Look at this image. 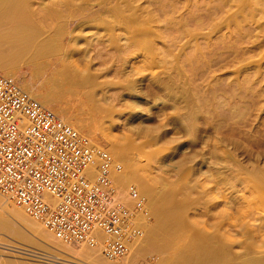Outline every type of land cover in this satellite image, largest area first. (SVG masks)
I'll use <instances>...</instances> for the list:
<instances>
[{"label": "bare ground", "instance_id": "1", "mask_svg": "<svg viewBox=\"0 0 264 264\" xmlns=\"http://www.w3.org/2000/svg\"><path fill=\"white\" fill-rule=\"evenodd\" d=\"M36 1L0 0V73L13 77L43 105L53 109L74 128H79L75 129L80 135L99 146L93 140L96 128L91 125L94 130L89 128L84 133L81 127L89 124L76 122L61 99V95L71 94L73 89L95 84V74L75 69L68 63L63 64L62 69L56 64L52 69H46V75L54 77L49 76L52 79L50 87L44 85V91L38 92L37 87L48 77L35 74L40 71L38 68L32 73L19 72L24 62L35 65L41 59L50 61L64 54L63 44L67 39L69 22L78 14L86 16L96 12L97 22L108 23L111 30L117 28L120 30L119 37L125 40L120 43L118 37L114 39L111 36L109 47L123 52L125 57L135 55L141 58L137 70L129 72V76L140 77L128 80L127 94L133 98L135 105L142 101L139 95L143 98L153 96V99L157 98L156 102L163 105L161 108L171 110L169 114L164 113L165 116L162 114V121L173 122V134L184 136L183 144L187 143L190 151L187 154L182 152L183 158L191 162L201 156L206 166L205 181L213 183L208 188L215 193L213 204L223 207V223L211 232L205 226L196 237L183 229L185 207L176 200L177 185L181 180L159 192L155 182L146 175L149 165L138 164L139 160L137 163L130 161L133 158L126 157L129 150L126 146H119L113 153L111 179L116 191L115 199L134 211L130 187L135 186L145 197L149 213L155 216V220L148 223L146 217L135 213L141 232L130 242L129 253L123 258L110 260L98 247L64 243L41 222L1 194L0 203L22 219L39 238L63 251L76 264H137L144 251L163 253L169 249H178L181 256L185 255L184 259H192L191 262L197 264H264V70L262 66H253L254 73H247L245 78L240 79L239 73L245 67L238 66L239 60L256 48L247 45L252 35L245 24L262 11V1L64 0L59 8L46 4L36 7ZM229 23H233L234 27ZM222 28L228 31L217 38L219 41L215 40L212 34ZM186 37L184 42L177 43ZM217 42L222 44L217 45ZM155 57L159 58L157 66L152 61ZM155 67L161 68V71L155 73ZM231 67L233 71L228 73L234 77L230 79L231 75H228L223 78L228 74L224 70ZM219 71L222 73L216 74ZM147 75H150V88L146 86L149 91H143L141 87L138 91L137 82L147 80ZM95 104L98 102L89 101L92 107ZM171 131L163 132L162 137ZM194 168L188 165L186 171L195 172ZM205 207L209 209V206ZM208 209H205V213L208 212L206 216L212 218ZM219 216L220 213L217 214ZM2 223L0 234L3 235L2 231L8 230L6 226L12 222L7 221L6 226ZM224 225L233 228L232 234L229 231L220 232ZM14 252L9 254L19 257ZM23 259L19 261L22 263ZM17 262L0 258V264L20 263Z\"/></svg>", "mask_w": 264, "mask_h": 264}, {"label": "rangeland", "instance_id": "2", "mask_svg": "<svg viewBox=\"0 0 264 264\" xmlns=\"http://www.w3.org/2000/svg\"><path fill=\"white\" fill-rule=\"evenodd\" d=\"M62 1L64 0H37L35 6L39 7L40 4H46L53 8H59L58 5L62 6ZM201 1L202 0H200V2ZM261 1L263 6L262 11L258 12L252 20L245 24L246 27L249 28V34L252 35L250 36L251 42L247 45L256 48L253 52H247L245 56L239 60L240 63L238 66L243 65L245 67V72L243 71L239 73L240 79L245 78L247 73H254L253 66H262V70H264V0ZM229 24L232 28L234 27L233 23ZM66 30L67 39L63 44L65 49L64 54L59 55L57 59L50 60L51 62L47 61L46 59L37 61L35 65L24 62V65H21V71L19 70V72L27 71L32 73L33 69L38 68L40 71L35 72V74L45 75L44 78L48 77L47 79L43 80V84H39L40 86L37 87L38 92L44 91V85H48L50 87V83L54 77L50 74L49 76L52 78L50 80L49 76H47L48 74L46 73V69L50 70L56 64H58L59 68L62 69L63 64L68 63L75 69L81 71L89 70L95 74V84L79 89H73L70 91L71 94L66 93L65 95H61L62 101L64 100L62 103L67 109L68 113L72 114L76 122L78 121L80 123L85 121L87 124H89L87 125L88 128L87 126L81 127V129L83 128V132H86L92 127L96 128L93 136L94 142L99 146L109 150L112 155L116 149L119 148V146H126L129 148L126 153V157L128 159L133 158L130 161L137 163L139 160L138 164H143V166L149 165L147 166L148 170L146 171V175L148 176V179L153 180V183L155 182L154 185L157 187L159 192H163L166 189L173 187L171 184L174 185V183H178V180L182 181H180V183L177 185L178 188L176 200L184 205L183 208L185 207L182 214L183 229L190 231L195 237L200 232H202V229H204L205 226H208L210 232L215 230L218 225L223 223V218L221 217L223 207L213 204L214 201H216V199L213 198L215 193L208 191L209 186H212L213 183L211 182V184H209L210 181L209 183H207L208 181H205L206 177L204 172L206 170V166L201 161V156H198V158L196 157L195 161L191 162H188V159L183 158L184 156L182 155V152L185 151L187 154V152L190 151L188 150L189 148H187V143L183 144L185 142V138L183 135L179 137V135L176 136L173 134L171 131L173 128V122H166L165 120L162 121V118H164L162 117L164 113L165 115L169 114L171 110H165V108H161L163 105L160 102H156L157 98L153 99V96L143 98V96L139 95V99L142 101L139 103V105H135L132 100L133 98L127 94L128 90L126 89V84L129 82L128 80L140 77L138 75L129 76V72H135L137 70V66L140 65L139 60H141V58L135 55L125 57L123 52L116 51L115 49H111L109 47V40L112 39L111 36H113L114 39L118 37V41L120 43L124 42L125 40H121L119 37L120 30L117 28L115 30H111V28L108 26V23L97 22L96 12H92L86 16L78 14L69 22ZM226 31H228L227 28H222L219 32L217 31V33L215 32L212 34L213 38L218 40L217 38H221V34ZM170 37H172V35ZM186 39L187 37L177 41V43H182ZM218 43L219 42H217V45ZM219 44L221 45L222 43ZM159 46L161 47L162 45L160 44ZM152 61L154 66H157L156 64L158 63L159 58L155 57ZM47 67L50 68L48 69ZM231 68L224 71L231 73L233 71V67ZM155 71V73H157V71H161V68H157ZM220 72L222 73V71H219L216 74H219ZM229 73L223 75L222 77L227 78L228 75H231L228 78L232 79L234 75ZM149 76L147 75L145 77L148 81L150 79L148 78ZM147 80L137 82L139 84L137 86L138 91H141L139 90L140 87L144 89L143 91L147 90L148 87L146 88V86L148 85L150 88L151 83L149 81V84ZM33 82L36 83L37 80H33ZM262 84L264 85V81ZM91 99L98 102V104H95L94 107L89 105V101ZM146 99L148 101H146ZM143 101L147 103L145 104ZM165 131L171 132H169L166 137H162V133ZM175 146H177V148ZM201 147L202 146H199L198 148ZM188 165L194 166L195 172L192 171L188 173L186 171V166ZM228 192L229 190L226 191V193ZM205 206H209V209ZM205 209L210 211V215L213 216L212 218L206 216L208 212L205 213ZM218 213H220L219 217H217ZM6 220L9 223H12L7 225L8 223ZM146 220L148 223H153L155 216L150 213L149 219ZM23 222L24 221L14 214V212L4 206V203H0V225L2 223L3 225L6 224L7 226H5L8 227V230L2 231L3 235L0 234L1 240L4 239L3 241L7 242L4 243L0 240V258L2 260L7 261L8 259L9 262L10 260L12 262V259H14L16 263L19 261V259L22 260L24 258L23 262L25 264L75 263L72 261L73 259L70 261L69 256L63 251H58V249L54 248L50 244L48 245V243L43 241V239L39 238V236L31 231L28 225ZM220 230L222 233H228L229 231L232 234L233 228L224 225L220 228ZM18 233H23L24 235ZM9 238L12 243L10 242ZM30 241L31 243H29ZM8 242L12 246L9 245ZM13 243H15L16 246ZM18 244L19 247L17 246ZM22 244L25 245L23 246ZM21 245L22 247L20 248ZM235 249L239 250L237 247H235ZM1 250L8 252L3 254L5 252ZM14 250V254H19L20 258L18 256H14L13 254H9ZM149 251H144L145 253L143 252V254L139 256L137 264L139 262V264H197L194 261L191 262L192 259L190 260L186 258L189 261L188 263V261L184 259L185 255L181 256L182 253L178 249H169L163 253ZM22 254H24V256ZM65 256L68 258L63 259ZM19 262L21 263V261ZM23 262L21 264H23Z\"/></svg>", "mask_w": 264, "mask_h": 264}, {"label": "built area", "instance_id": "3", "mask_svg": "<svg viewBox=\"0 0 264 264\" xmlns=\"http://www.w3.org/2000/svg\"><path fill=\"white\" fill-rule=\"evenodd\" d=\"M113 161L110 151L0 73V194L64 243L98 247L110 260L125 257L141 232L135 213L150 217L135 186L134 211L115 199Z\"/></svg>", "mask_w": 264, "mask_h": 264}]
</instances>
